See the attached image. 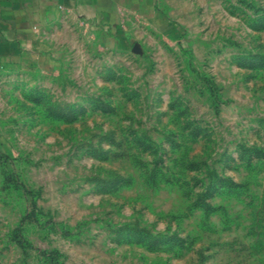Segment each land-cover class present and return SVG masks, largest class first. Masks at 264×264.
I'll list each match as a JSON object with an SVG mask.
<instances>
[{
  "label": "rangeland",
  "instance_id": "374dc122",
  "mask_svg": "<svg viewBox=\"0 0 264 264\" xmlns=\"http://www.w3.org/2000/svg\"><path fill=\"white\" fill-rule=\"evenodd\" d=\"M0 264H264V0L68 11L0 61Z\"/></svg>",
  "mask_w": 264,
  "mask_h": 264
},
{
  "label": "crops",
  "instance_id": "0c3cea01",
  "mask_svg": "<svg viewBox=\"0 0 264 264\" xmlns=\"http://www.w3.org/2000/svg\"><path fill=\"white\" fill-rule=\"evenodd\" d=\"M148 5L149 0H0V61L16 59L32 50L45 24L61 13L122 16Z\"/></svg>",
  "mask_w": 264,
  "mask_h": 264
}]
</instances>
